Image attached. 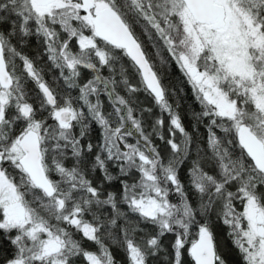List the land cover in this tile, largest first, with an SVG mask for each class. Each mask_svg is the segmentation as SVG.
I'll use <instances>...</instances> for the list:
<instances>
[{
    "label": "snow or ice",
    "instance_id": "obj_1",
    "mask_svg": "<svg viewBox=\"0 0 264 264\" xmlns=\"http://www.w3.org/2000/svg\"><path fill=\"white\" fill-rule=\"evenodd\" d=\"M0 241V264H125L113 247L126 264H264V0H0Z\"/></svg>",
    "mask_w": 264,
    "mask_h": 264
},
{
    "label": "trees",
    "instance_id": "obj_2",
    "mask_svg": "<svg viewBox=\"0 0 264 264\" xmlns=\"http://www.w3.org/2000/svg\"><path fill=\"white\" fill-rule=\"evenodd\" d=\"M137 31L139 32V29H137ZM24 51L27 52L30 56L35 57L37 55V52H42L43 49H42V47H38L37 42L35 41V39H33L32 41H30L29 46L26 47L24 49ZM38 66H41V67L44 68V70H45V79L46 80L51 81L53 76H57L58 75V72L55 69H53V71H52L51 65H50V63L47 62V57L46 56H44V58L38 62ZM48 72L50 73V75H48ZM183 79L184 78L181 76L180 72L178 71V69L175 67L174 64H172L167 69V71L164 72V83L166 85H168L169 88L176 89L178 91V93H179L180 89H183V92L179 93V95H180V103H181L180 113H181V115L183 117L184 124L187 127L188 131L193 132L194 136H201V137L206 138L207 133L205 132V129H204L203 126H201L199 128V132L198 133L193 131L192 124L194 123V121L190 117V112H191L192 109H195L196 111H199V106L194 102V100L192 98L191 89L185 82H183ZM27 87L32 92L36 91L35 90V85L32 84V83H29L27 85ZM76 94L77 93L75 91H73L72 95L75 96ZM102 99H103V97H102ZM134 99L138 102L139 107H152L153 108V112H152L151 115H149L147 113H145V115H144L145 127L147 128L148 126L151 125L152 120L155 119V117L159 113H158L157 109L154 107L152 99L149 96H147L144 92L141 91V92L136 93L135 96H134ZM104 106H105V110L106 111L110 110V106H109V104L107 102H105ZM164 119H165V133H167L166 125H167L168 117L165 115ZM205 123H206V121H205ZM92 135L93 136H97L98 135V131L94 130ZM158 145H160L161 148L163 149V143L162 142L160 144H158ZM186 167L187 166H185V168L181 169V179H185L186 178L185 175H184V173L186 171ZM110 168H111V165H110ZM111 170H112L113 174L116 173V169L113 168ZM96 177L97 178L100 177V173L99 172L96 173ZM115 184H118V182H114V185ZM112 190H115V187H113ZM89 219H90V217H89ZM217 236L219 238H221L222 237V233L219 232L217 234ZM0 242H2V241H0ZM2 243H4L6 245V242H2ZM165 243H167V242H165ZM84 246L86 248H88L89 250H96L95 245L92 244L91 242L85 241L84 242ZM112 252H113V255L115 256V258L118 261L125 262V264H126L125 253L123 251H121L117 247H113L112 248ZM78 264H83V261H78Z\"/></svg>",
    "mask_w": 264,
    "mask_h": 264
},
{
    "label": "flooded vegetation",
    "instance_id": "obj_3",
    "mask_svg": "<svg viewBox=\"0 0 264 264\" xmlns=\"http://www.w3.org/2000/svg\"><path fill=\"white\" fill-rule=\"evenodd\" d=\"M125 64L127 65V61H125ZM52 71H53V69H52ZM48 75H50L49 72H48ZM129 75H130L131 80L134 81L135 84H138V77L135 76V74L132 73L131 69H129ZM88 218H89V217H88ZM226 231H227L226 229H223L222 231H219V232L222 233V237H221V238L225 241L226 244L229 245V248H230V247H231V243H230V241H228V240L226 239V237H225V235H224ZM219 232H218V233H219ZM218 233H217V234H218ZM218 238H219V237H218ZM171 239H173V237H171V236H166V237L164 238L165 242H167V241H169V240H171Z\"/></svg>",
    "mask_w": 264,
    "mask_h": 264
},
{
    "label": "rangeland",
    "instance_id": "obj_4",
    "mask_svg": "<svg viewBox=\"0 0 264 264\" xmlns=\"http://www.w3.org/2000/svg\"><path fill=\"white\" fill-rule=\"evenodd\" d=\"M132 83H134V81H132ZM134 84H135V83H134ZM146 129H147L148 131L151 130L150 126H148ZM165 136H167V133H165ZM130 142H134V141L130 140ZM155 143L160 144L161 141H159V140H155ZM163 148H164V145H163ZM164 154H166V153H164ZM218 239H220V240L222 241V243H223L227 248H229V245L226 244L222 238H218ZM230 248H231V247H230Z\"/></svg>",
    "mask_w": 264,
    "mask_h": 264
}]
</instances>
